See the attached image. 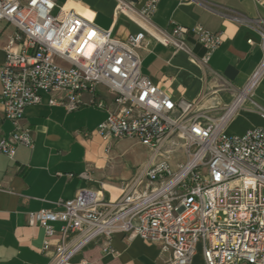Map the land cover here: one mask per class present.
<instances>
[{
  "label": "built area",
  "instance_id": "1",
  "mask_svg": "<svg viewBox=\"0 0 264 264\" xmlns=\"http://www.w3.org/2000/svg\"><path fill=\"white\" fill-rule=\"evenodd\" d=\"M161 1L146 0L138 8L132 0H119L114 17H126L142 29L119 39L56 0H0V22L15 28L0 70L4 117L15 130L0 139L1 154L13 159L19 147L34 148L32 131L21 122L26 108L46 99L67 113L87 105L105 112L100 137L135 140L164 159L126 182L117 202L81 189L74 199L58 201L57 209L31 213L29 224L45 231V255L59 236L53 264H71L74 255L101 237L109 241L103 252L115 254V234L157 243L172 264H193L199 252L205 264H264V127L244 134L226 131L246 107L264 119V108L253 99L264 77V60L220 117H211L199 101L174 99L141 72L139 51L146 36L189 52L187 38L193 34L206 48L203 64L222 37L200 26H176L171 33L154 28L151 19ZM232 20L257 30L264 49V19ZM183 149L186 163L173 166L170 156ZM82 177L88 179L86 173Z\"/></svg>",
  "mask_w": 264,
  "mask_h": 264
},
{
  "label": "crops",
  "instance_id": "2",
  "mask_svg": "<svg viewBox=\"0 0 264 264\" xmlns=\"http://www.w3.org/2000/svg\"><path fill=\"white\" fill-rule=\"evenodd\" d=\"M132 1L139 8L146 0ZM202 1V4H181L177 0H162L151 24L167 33L176 26L189 29L200 26L220 35L222 44L207 64L201 62L206 48L193 34L187 38L189 52L166 47L147 35L146 46L139 51L141 72L174 99L199 101L202 110L217 118L233 103L264 60L258 31L232 17L264 19V0ZM56 3L59 7L75 8L94 19L102 30H112L119 39L142 31L126 17H114L119 0H56ZM14 32L12 25L0 22V70ZM253 99L264 108V77L254 89ZM236 115L235 121L232 119L226 126L228 133L244 134L264 127V119L251 107ZM106 117L105 112L91 105L67 113L61 107H50L46 99L41 105L26 108L21 125L31 129L34 148L19 147L13 159L0 153V264H53L59 236L51 241V253L45 255L42 252L45 231L39 225L29 224L31 213L57 209L58 201L74 199L81 189L100 193L104 201L111 203L124 195V185L136 173L127 168L118 170L113 158L108 157V146H122L128 140H104L98 135L97 129ZM14 130L15 125L4 117L0 100V139L8 138ZM147 151L150 157L143 162V168L164 160ZM85 173L88 179L82 177ZM61 226L55 224L56 230ZM108 243L105 237L92 241L74 255L71 264H172L170 255L162 254L157 243L139 238L130 241L123 234H115L111 240L115 254L103 252ZM193 264H205L201 252Z\"/></svg>",
  "mask_w": 264,
  "mask_h": 264
},
{
  "label": "rangeland",
  "instance_id": "3",
  "mask_svg": "<svg viewBox=\"0 0 264 264\" xmlns=\"http://www.w3.org/2000/svg\"><path fill=\"white\" fill-rule=\"evenodd\" d=\"M58 64L64 68H70V65L63 62L58 61ZM239 115V114H238ZM234 116L233 121L237 118ZM238 134V133H237ZM109 153L108 157L113 158L114 164L117 166L118 170H122L123 168L132 169L135 173H138L143 169V162L148 160L150 157L149 152L145 147L139 144L135 140H128L122 146H108ZM166 149H171L172 145L167 144L165 146ZM187 156L185 150H177L170 156L169 162L175 166L178 163H186Z\"/></svg>",
  "mask_w": 264,
  "mask_h": 264
},
{
  "label": "bare ground",
  "instance_id": "4",
  "mask_svg": "<svg viewBox=\"0 0 264 264\" xmlns=\"http://www.w3.org/2000/svg\"><path fill=\"white\" fill-rule=\"evenodd\" d=\"M67 9H75V8H67Z\"/></svg>",
  "mask_w": 264,
  "mask_h": 264
}]
</instances>
